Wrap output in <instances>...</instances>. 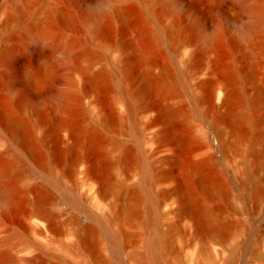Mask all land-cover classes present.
I'll list each match as a JSON object with an SVG mask.
<instances>
[{"label":"rangeland","instance_id":"obj_1","mask_svg":"<svg viewBox=\"0 0 264 264\" xmlns=\"http://www.w3.org/2000/svg\"><path fill=\"white\" fill-rule=\"evenodd\" d=\"M67 1L58 0L55 8L62 13L66 10ZM81 1L84 6L92 8L97 0ZM149 1L155 3L159 10L158 0H144L142 3L123 0L113 7L114 10L122 8L128 13L131 26L125 28L124 20L115 19L103 31L102 39L87 45V50L93 52L99 50L102 41L110 44L103 55H93L90 61L81 57L84 50L82 45L73 47L64 62L60 63L56 58L54 61V57L59 60V54L50 44L37 45L31 37L36 33L28 22L21 26L11 24L5 33H0V52H11L0 62V82L8 67L17 76L22 65H30L36 76L35 83H29L26 87L15 78L11 104L17 105L18 97L23 93L35 106L30 110L15 112L14 116L28 125L29 143L45 152L48 162L44 171L58 183L56 187L47 185L29 152H24L23 167L11 176L18 188L17 205L6 214V221L24 231L31 243L46 245L48 241L54 247H67L60 252L61 261L48 258V264H69L71 260L73 264H107L112 262L113 253L104 234L95 231L94 247L81 246V238L83 229L91 222L89 217L115 215L117 222L110 229L119 235V241L123 244L116 257L122 264H139L131 256L145 250V217L126 210L135 198L124 190L139 185L141 167L121 158L123 150L131 148L141 153L147 164L153 180L148 190L153 193L172 190L161 197L156 211L157 227L165 248H168L166 264H228L232 258V264H264V205L260 199H264V156L258 155V151L264 147V137L260 140L264 134V124H259L241 142L236 143L232 132L235 122L230 118L220 121L229 108L220 105L218 82L207 89L213 92V104L219 108H210L202 101L200 107L209 113L206 118L193 110L194 100L200 99L208 91L201 82L209 76L227 82V89L233 93L236 112L244 109L248 103H254L250 114L264 120V62L258 64L253 50L232 33L205 56H198V46L189 41L192 40L193 30L185 34L186 43L163 36L162 29L171 24L178 29L186 22L192 0H178L179 10L173 19L162 14L159 18L160 31L154 38L142 22ZM254 1L264 4V0ZM201 3L212 11L214 19H222L230 32L236 25L231 18L234 13L242 22L248 20V15L237 0H201ZM28 10L37 14V21L48 22L41 30L42 34L62 31L58 18L60 13L47 15L40 3L34 1L29 4ZM77 38L82 43V36L77 34ZM256 40L264 44V28L258 32ZM143 54L151 63L138 60V55ZM40 55L44 59H52L53 63L44 62ZM128 61L133 71L129 86L134 92L141 88L144 74L149 75L152 83L142 97L134 100L123 96L118 82L110 75L113 66L120 70ZM189 65L197 70L190 72ZM101 70L109 76V81L91 87L89 77ZM235 72H239L238 78H233ZM250 75H254L253 81H245ZM154 84H157L156 87ZM260 87L263 88L262 93L257 92ZM59 89L70 92L67 110L62 114L53 109L51 100ZM156 102L168 106L176 114L172 121L166 123L160 119V109L154 105ZM131 109L136 113L133 120L129 114ZM104 116L109 117V123H101ZM58 118H62L66 125L59 126V139L54 143L50 128ZM76 128L82 130V137L77 143L72 137ZM166 128L172 136L168 139L162 138L160 133ZM221 144H224L223 148L219 147ZM162 145H166L167 149L157 152ZM56 154L60 157L54 160ZM167 157L172 160L165 159ZM206 158L208 162L199 174L191 170L195 162ZM73 160L76 162L75 176L69 174ZM201 175H207L209 180L217 178L224 183V195L207 199V206L214 211L218 220L228 225L224 234L198 229L196 211L179 210L182 194L179 190L184 186H192L195 196L201 197ZM104 181L109 182L105 189L102 185ZM143 188L141 190L146 189ZM64 195L77 200V205L64 199ZM38 196L42 200L37 206ZM139 197L141 199L135 205L142 210L146 199ZM32 206L40 207L49 215L48 219L55 227L36 230L23 222L18 214L34 209ZM34 250L31 248L23 255L30 256Z\"/></svg>","mask_w":264,"mask_h":264},{"label":"bare ground","instance_id":"obj_2","mask_svg":"<svg viewBox=\"0 0 264 264\" xmlns=\"http://www.w3.org/2000/svg\"><path fill=\"white\" fill-rule=\"evenodd\" d=\"M33 1L40 3L41 8L45 10L44 12L47 15L60 13V10L55 8L58 0H0V33H5L11 24L21 26L28 22L33 31L36 33L32 34L31 37L37 45L41 46L44 44H50L55 49V52L59 54V60L57 57H54L53 60L55 61L56 58V61H59L60 63L64 62L68 58L72 48L77 45H82L84 50L81 57L86 61H90L93 55H103L110 47V44L106 41L100 42L99 50L93 52L88 51L86 47L87 45H91L95 41L102 39L103 37L101 35L103 31L109 27L115 19L119 18L124 20L125 28L131 26L130 17L125 10L122 8H119V10L113 9L115 5L119 4L123 0H97L93 4L92 8L84 6L81 0H68L65 5L66 10L58 15L62 31L56 34H42L41 30L47 26L48 22H45V20L37 21V14L35 12H29L28 6ZM143 1L144 0H137L139 3H142ZM157 2H159V10L156 8L155 3L153 4L152 1H149V3L147 2V8L142 16L144 26H146L147 29L149 28L148 33L154 38H156L157 32L160 31V16L164 14L173 19L179 10L178 0H158ZM237 3L248 15V20L242 22L239 16L234 13L231 18L236 25L232 32L228 30L226 23L222 19L216 20L213 18L212 11L209 8H205L202 5L201 0H192V7L186 13V22L179 26L178 29H174L173 24H171L162 29L161 32L163 33V36L172 41L184 43L185 41L188 42V40L185 39L187 31L193 30L192 40L189 41L195 42L198 46V56H205L207 53L214 51L216 47L224 42L232 33L235 38L242 41L249 49L253 50V57L257 58L258 64L260 62L263 63L264 44L256 40V35L262 28H264V4L256 3L254 0H237ZM124 27H122V29H124ZM77 34L78 36H82V43H79ZM10 54V51H1L0 62ZM40 57L44 60V62H48L49 64L53 63L52 59H44L41 55ZM138 60L143 63H151V61L144 54L138 55ZM122 67V69L117 70L116 67L113 66L110 74L112 78L118 82L121 93L130 100L142 97L145 94L146 89L152 86L151 80L148 77L149 75L144 74L141 77L142 86L138 91L134 92L129 86L133 78L131 62L128 61L123 64ZM188 69L190 72L197 70L193 65H189ZM213 71L215 70L213 69ZM211 74L212 73H210V75ZM108 77L109 76L105 75L102 70L98 71L89 77L90 84H92L90 86L94 88L103 85L109 81ZM238 77L239 72H235L233 74V78ZM15 78H17V80H19L24 87H26L27 84L35 83L36 81V76L32 67L30 65H22L19 68L17 76H15L13 71L8 67L5 71L4 79L0 82V264H48V262H50L48 258L61 261L62 256L60 255V252L62 250L65 251L67 247L65 246V248L64 246L59 245L61 247L57 246V248L56 246L54 247V245H51L48 241L46 245L31 243L24 231L19 229V227L8 223L5 218L6 214L13 211L12 209H14L17 205L16 191L18 188L11 180V176L14 172L23 167L24 160L22 155L24 152H29L33 162L44 175L45 183L52 187L58 186L57 181L50 178V176L44 171L45 164L48 162L45 152L41 150V148L37 146L33 147L29 143L30 130L28 125L22 119L14 116L15 112L20 113L23 110H30L35 107L31 102H29L23 93L18 97V104L12 106L11 95L13 94V84L16 81ZM253 79L254 75H250L245 79V81H253ZM217 82L220 87L219 88L217 86L219 90L218 95L219 93L221 94V98L219 97V99H221L220 105H227L229 108L227 115L223 116L220 121H226L228 118L233 120V123L235 122V127L232 132L235 136V142H241L247 136L248 132L252 131V129L256 128L259 124H264V120L250 114V110L253 108L254 103H248L244 109L237 110V112L235 111L233 93L231 90L227 89L226 81H221L217 78H209L208 76V79H204V81L201 82V85L207 89ZM156 85L157 84H154L155 87ZM262 91V87L257 90L259 93H262ZM69 96V91L66 89H59L51 99L53 102V109L60 114L65 112V110H67V101ZM213 98V92L208 90L200 99L196 101L194 100L193 110L200 115V117L206 118L209 113L207 109H202L200 107L201 102L203 101L205 104L207 103L210 108H219V106H215L213 104ZM154 105L160 109V119L164 120L166 123H169L170 120L172 121V119L176 116V114L168 106L166 107L158 102ZM234 112L237 113V115L235 114L236 117H234ZM129 114L130 117H132V120L135 119L136 113L132 109ZM100 121L103 124H107L110 122V119L109 117L104 116ZM64 125H66L65 121L62 118H58L56 123L50 128L54 143L59 139L57 129L59 126ZM1 127H3V129H1ZM160 133L162 138L168 139L172 137L167 128L164 131L162 130ZM72 137L76 143L79 142L82 137V130L80 128L74 129ZM263 137L264 134L260 136V140H263ZM257 139L259 140L258 137ZM208 144L209 142L207 145ZM219 147L223 148L224 144H221ZM166 149L167 146L162 145L159 146L156 151L164 152ZM258 155H261V157L264 156V147H261L258 151ZM59 157L60 155L56 154L53 156V159H59ZM121 158L124 161H133L141 167L139 185L133 186L130 190H124L126 194L130 196L133 195L135 198V201L131 206H128L126 210L133 215L143 214L147 229L145 250L141 253H132L131 257L135 258L139 264H166V252L168 248H165L157 227L158 215H156V211L159 207L161 197L167 195L172 190H160L156 193H153L152 190H148L153 180L148 173L147 164L143 159V155L141 153L139 154L138 151L136 152L131 148H127L126 150L124 149ZM165 159L172 160L171 157H167ZM207 162V158L195 162V164L191 167V170L199 174L201 172V168L207 164ZM69 174L71 176H75L76 174L75 160L71 162ZM208 178L207 175L206 177L202 175L200 176V180L203 182L200 188L202 190L200 198H197L192 192L193 188L191 185L192 189L188 185L184 186L182 190H179L182 193L180 195L181 200L179 202V210H181V212L195 210L196 227H198V229H205L211 233L221 235L227 232L228 225L218 220L214 211L207 206V199L214 195H224L225 186L224 183L221 180H217V178L216 180L215 178L213 179L212 176L211 178L213 180H209ZM102 185L105 189L109 186V182L104 181ZM143 187H146L147 190H141ZM139 196L146 199L145 207L142 210H139L138 206L135 205V203L139 202L141 199ZM64 199L68 200L73 205H77V200L75 201L70 195L69 197L64 195ZM260 199L264 205L263 197ZM36 200L37 203L35 205L38 206L42 199L39 197ZM27 210L28 211H22L18 215H21L22 221L27 223L30 227H33V229L39 230L43 228L45 229L46 227H51L52 229L55 227L53 226V222L48 219L50 216L45 214L40 207ZM89 218H91V222L85 228L83 227V238H81L83 240L81 241V246L86 244L90 247H94V233L95 231H101L106 238L108 247L113 253L112 262L107 264H122L117 259L116 255H118V253L123 249V244L119 241V235L117 233H113L110 229L111 226L117 222V216H106L104 218L92 216ZM77 246L79 247V245ZM77 246L74 245L76 248ZM31 248L35 249V252L31 253L32 255H23L24 252L30 250ZM232 259L228 261V264H232ZM71 261L69 264H73Z\"/></svg>","mask_w":264,"mask_h":264}]
</instances>
